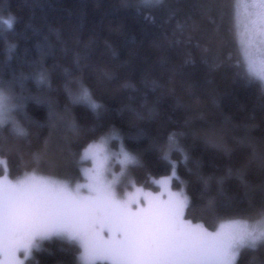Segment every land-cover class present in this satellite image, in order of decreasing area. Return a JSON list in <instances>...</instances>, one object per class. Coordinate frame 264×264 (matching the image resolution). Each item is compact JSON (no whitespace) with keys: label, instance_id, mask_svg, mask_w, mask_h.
<instances>
[{"label":"trees","instance_id":"16d2710c","mask_svg":"<svg viewBox=\"0 0 264 264\" xmlns=\"http://www.w3.org/2000/svg\"><path fill=\"white\" fill-rule=\"evenodd\" d=\"M236 8V0H0V15L14 17L10 28L0 24V81L18 101L0 125V174L73 176L82 147L115 130L137 155L129 168L137 182L151 187L176 161L173 184H183L191 220L212 229L262 216L264 87L245 66ZM85 87L95 105L80 95ZM45 249L40 264H77L74 244L53 238ZM236 264H264V241L242 247Z\"/></svg>","mask_w":264,"mask_h":264},{"label":"clouds","instance_id":"9594fccd","mask_svg":"<svg viewBox=\"0 0 264 264\" xmlns=\"http://www.w3.org/2000/svg\"><path fill=\"white\" fill-rule=\"evenodd\" d=\"M13 20L0 15L6 28ZM3 99L0 125L12 119ZM115 139L101 135L82 147L74 182L35 168L0 174V264H40L38 254L53 238L76 245L77 264H229L241 246L259 240L254 232L241 238L244 224L234 220L210 229L181 219L186 195L171 186L175 173L151 187L125 178L138 158L130 148L106 151Z\"/></svg>","mask_w":264,"mask_h":264},{"label":"rangeland","instance_id":"374dc122","mask_svg":"<svg viewBox=\"0 0 264 264\" xmlns=\"http://www.w3.org/2000/svg\"><path fill=\"white\" fill-rule=\"evenodd\" d=\"M248 2H249V0H236V6H237V8H236V20H237V28H238L237 31H238V37H239V40H240V43H241L242 57H243V60H244V63H245L246 68H247V62H246V60L244 58V55H243V45H242V41L244 39V19H245V16L247 15V9H246L245 5ZM262 63H264V57H262L259 54H257V56H256V65H257V68H259ZM250 74L253 75V76H255V77H257V78H259L260 81L262 83H264V81H262V78L260 77V75L258 74V72H252ZM0 94H2L3 95V98H4L3 101H2V103H3V106H4V110L5 111H7L8 113H10V111H9L10 109L18 106V101L16 100V97L17 96L12 93L11 87L8 86L7 84H5L2 81H0ZM87 100L92 105H95V103H96L91 97H88ZM7 115H11V114H7ZM112 133H115L116 134V139L114 141V144L113 143H110L109 145L106 146V151H109V152H118L121 149L127 148L125 146L124 142H123V137L121 136V134L119 132H117L115 130H111V131H109V132H107L106 134H103V135H111ZM92 142H95V140H92L89 143H92ZM80 155H81V152H80ZM80 155H79V158H78L79 160L77 162V169H76V171H78L77 174L75 173L73 176H70V175L65 174V171H70L71 170L70 168H68V169H61L62 170L61 173L59 172L58 174L57 173H49V174L58 175L60 177L66 178V179L74 182L80 176V171H79L80 165H81ZM173 161H175V160L174 159H171L172 167H171L170 172L168 174H166L169 177H172L173 176V173H175V176L177 177L176 170H175L176 161H175V164H173ZM0 162L5 166L4 160L2 158H0ZM130 165H128L126 167V175H125V178L132 177L131 176V173H130V169H129L130 168ZM113 170H118V169L117 168H114ZM5 171H6V169H5ZM5 171L3 173H1V174H4ZM41 172H43V171H41ZM45 173H47V172H45ZM158 178L159 177H157L155 179H158ZM173 183H174V180L172 181V185H171L173 187V189H175V190L183 189L184 194L187 196V194L185 192V189H184L182 183H179L178 185H174ZM185 218L190 219L187 216H185ZM222 220H234V221L243 223V224H245V225H247L249 227H253L254 226L257 229L264 228V214L262 216H260V217L255 218V219L242 218V217H228V218H224ZM192 221L193 222H196L194 220H192ZM214 228H212V229H214ZM261 241H264V240H260L259 239V240L256 241V243L254 245H256L257 243H259ZM254 245H247L246 244V245L241 246L239 248L238 252H237V256H238V253H239V251H240V249L242 247H244V246H254ZM237 256L235 258L234 264H236Z\"/></svg>","mask_w":264,"mask_h":264},{"label":"snow or ice","instance_id":"6c2138e0","mask_svg":"<svg viewBox=\"0 0 264 264\" xmlns=\"http://www.w3.org/2000/svg\"><path fill=\"white\" fill-rule=\"evenodd\" d=\"M245 7L247 9V15L244 19L243 55L247 62L248 72H258L262 81H264V63L259 68L256 65L257 54L264 57V0H249ZM262 87H264V83H262ZM80 95L87 98L89 95L88 89L86 87L83 88ZM169 139L171 140L172 138L170 137ZM173 164H175V161H173ZM188 202L189 199L186 196L179 213L181 219L185 217V209ZM187 222L191 223V220L189 219ZM252 232L255 233V238L264 240V228L257 229L254 226L249 227L245 224L241 238ZM237 252L232 256L229 264H234ZM203 264H209V262L205 261Z\"/></svg>","mask_w":264,"mask_h":264}]
</instances>
